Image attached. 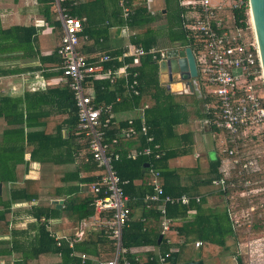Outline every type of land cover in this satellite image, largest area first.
<instances>
[{
    "label": "built area",
    "instance_id": "2783aa9c",
    "mask_svg": "<svg viewBox=\"0 0 264 264\" xmlns=\"http://www.w3.org/2000/svg\"><path fill=\"white\" fill-rule=\"evenodd\" d=\"M50 2L62 24L57 53L74 102L78 120L76 134L84 144L82 157L84 161L91 159L98 169L97 180L89 185L90 191L99 195L94 201L96 214L81 221L73 240L69 241L70 246L83 240L92 228H99L104 230L114 247L113 257L100 264H143L138 259H129V250L123 245V231L131 220V199L125 192L129 182L121 180L115 165L124 158L151 157L158 161L163 154L146 120L148 106L135 107L133 115L122 118L115 108L117 104L141 96L139 68L142 60L150 57L160 64L168 60L169 50L145 49L128 43L118 54L103 53L89 59L80 51L82 43L89 40L83 27L86 18L71 15L67 6L69 0ZM119 6L123 17L128 19L131 15L129 1L122 0ZM178 6L183 28L194 34L198 44V50H192L199 87L202 93L214 98L206 105L210 116L205 123L213 131L225 134L219 176L211 186L219 192L236 234L243 218L264 222V73L249 0H178ZM241 8L247 16L245 27H239L232 14ZM97 83H102L103 91L107 84L113 91L116 89L113 102L98 100ZM137 136L145 139V147L115 150L122 141ZM148 173L153 188L143 199L148 208L159 203L158 209L166 216L167 204L189 206L192 202L201 203L202 196L199 195H166L161 183V169L150 164ZM242 202L248 205L247 209L238 208ZM169 223V219L163 220L162 235L170 230ZM52 237L59 246L61 240L69 236L52 234ZM247 248L249 256L253 257V243L249 242ZM158 256L161 264H168L171 253Z\"/></svg>",
    "mask_w": 264,
    "mask_h": 264
},
{
    "label": "crops",
    "instance_id": "0c3cea01",
    "mask_svg": "<svg viewBox=\"0 0 264 264\" xmlns=\"http://www.w3.org/2000/svg\"><path fill=\"white\" fill-rule=\"evenodd\" d=\"M70 2L72 8L80 10L86 18L83 27L89 40L82 43L80 51L87 58L93 59L103 53L114 55L113 52H121L128 43L134 44L133 40L137 39L138 32L127 24L121 26L114 24L118 20L114 1L70 0ZM148 6L149 11L157 18V26H159L158 15L165 17L163 33L158 44L153 47L168 50L190 47L182 46L179 42L171 43L168 37L164 36L169 15L165 0H148ZM105 17L108 18L109 24L114 25L106 28ZM0 34H2L0 35V99H9L0 102V180H5V183L0 182L1 213L10 201L12 190L24 189L25 181H39L42 173L46 179L51 176L56 181L62 174L68 176L74 174L77 167L87 165L86 163L91 159L83 160L84 144L80 143L79 136L75 134V140L70 138V129L67 125L73 109L67 107L73 98L63 78L61 59L58 66L44 67L45 59L55 54L59 56L56 51L62 35V24L50 0H0ZM56 73L59 75L54 76ZM47 75L52 76L47 77ZM159 80L160 84L172 93L175 102L180 103L183 108L182 115L187 121L177 128L178 134H192V139L182 140L192 144V153L169 162L170 169L179 170L183 178L187 180L185 183L191 185L196 179L207 178L209 163L222 156L225 134L213 131L205 123L206 107L199 101L203 95L202 91L199 96L195 93H185L183 83L171 82L169 74L162 73L160 67ZM115 91L116 89L113 92ZM127 102L129 101L116 105L115 110L121 118L133 115L132 109L135 107H129ZM30 112L31 115L28 114ZM30 133H36L38 141L32 145V149L27 148ZM44 133L48 136L43 135ZM209 136L213 139L211 150L206 147ZM40 146L48 147L51 152V155L43 157V162L32 159L33 149L37 150ZM203 149H207V152ZM211 152L213 154L209 155ZM203 153L208 157L206 170H203L201 166L200 155L202 156ZM191 155L196 158L194 166L180 160ZM147 165L150 164L147 163ZM11 177H14V181L10 180ZM89 177L98 178V171L79 172V179L84 180ZM90 184L84 182L80 184V187L89 189ZM29 192L38 193L39 191L32 189ZM202 192L208 198L205 208L224 209V206L220 204L222 198L215 188L210 185ZM55 200L64 201L63 199ZM55 200H51V203L53 204ZM64 204L65 201L60 208L53 204L61 210L59 219L42 217L40 220L51 238H53L52 234L74 237L79 227L69 231L58 228L70 220L69 213L64 210ZM37 205L38 200H18L10 204V213L6 216L7 224L0 221V264H63L60 261L61 255L47 253L36 256L34 238L37 232L33 229L36 219L30 214ZM191 213L192 216L196 215L194 211ZM43 219L50 224L48 225ZM6 227L7 232H5ZM85 239L98 242L101 251H107L110 248L105 233L86 232L83 240ZM48 246L47 250L52 251ZM195 248L198 249L197 246ZM208 262L211 263L212 260Z\"/></svg>",
    "mask_w": 264,
    "mask_h": 264
},
{
    "label": "trees",
    "instance_id": "16d2710c",
    "mask_svg": "<svg viewBox=\"0 0 264 264\" xmlns=\"http://www.w3.org/2000/svg\"><path fill=\"white\" fill-rule=\"evenodd\" d=\"M112 1L116 4V16L118 18L114 24L119 26L127 24L131 29L138 32L137 39L133 40L134 44L140 45L145 49L152 48L158 44L163 29L156 25L157 18L149 11L148 0H128L131 7V15L128 19H124L122 9L119 6V2L122 0ZM172 2H174V6H171ZM165 3L168 9L177 11V21L173 19L172 15H168V27L164 32V36L168 37L171 43L179 42L182 46H190L193 50L197 51L198 44L194 38V34L183 28L178 0H165ZM67 5L71 15L80 18L85 17L80 10L72 8L70 0ZM232 14L239 27L246 26L247 16L244 8L234 10ZM105 18L106 28L114 25L112 23L109 24L108 18ZM85 32L90 34L88 31ZM0 35L2 36V34ZM118 53L117 51L113 52V54ZM59 64L60 57H57L56 54L44 61V67L46 68H53ZM139 71L141 96L127 103L129 107H149L146 111V120L152 135L160 145L163 155L158 161H155L151 157H141L137 160L124 158L115 165L121 180L129 182L125 186V192L131 199V220L123 231V245L129 250L127 257L131 260L138 259L143 264H161L158 255L164 256L167 253H171L170 258L167 260L168 264H186L194 260L208 261L219 259L229 252L228 242L231 239H236V234L233 232L225 208L219 210L205 208L208 198L201 191V188L209 187L212 181L219 176L218 171L222 156L209 163L207 178L193 179L195 181L191 185L185 183L187 180L183 178L179 170L170 169V160L192 153V144H189V141L182 142V140L192 139V134H178L177 132V128L187 120L182 115L183 108L181 104L175 102L172 93L160 84L158 64L152 61L150 57H146L142 60ZM56 75H59V73H56L54 76ZM50 76L47 75V77ZM95 86L98 100L108 103L115 100L116 91L113 92L109 86H107V92L101 89L102 83H97ZM5 100L9 99H0V102ZM199 101L206 107V105L214 101V98L203 93ZM67 108L73 109L70 112V120L67 126L70 129V138L72 137L75 140L74 136L77 133L78 120L73 101L68 103ZM28 114L31 115V112ZM209 116V112L205 109L204 117L208 118ZM111 134H115V132ZM43 135L48 136L47 133ZM35 142H38L36 133H30L28 135L27 148L32 149V145ZM146 145L145 139L137 136L132 140L122 141L115 150L141 149ZM36 154L38 155L36 156ZM48 155H51L48 147L40 146L37 150L33 149L32 159L43 162V157H47ZM147 163L161 169V183L166 195L171 197H179L184 194L199 195L202 196L201 203L192 202L189 206L167 204L166 216L162 215L158 209L159 203H153L148 208L144 204L143 199L147 194L152 193L153 188L150 186L149 167H146ZM86 164L88 166L77 167L74 174L70 176L62 174V176L58 177L59 180L56 181L51 176L49 179H46V176L42 173L39 181H25L26 186L24 189L12 190L10 193V201L0 213V221L5 222V224H7L6 216L10 213L9 207L12 202L18 200H38V205L34 207L30 214L36 219V222L33 224V229L37 232L34 238L36 256L47 253L61 255L60 261L63 264H100L102 261L113 257L114 247L112 242H109L110 248L107 251H101L98 242L93 239L74 242L71 247L69 241L73 240L74 237L69 236L68 239L61 240L58 246L57 242L51 238L45 225L40 223L42 217H46L47 219L60 218L61 210H58L51 203V200L55 199H63L65 201L64 210L70 216L68 223L58 226L60 230H74L80 225L82 220L96 214L94 201L99 195L92 193L89 189H82L80 184L84 182L92 183L97 180V177L81 180L79 179V172L84 170L96 172L98 169L92 160ZM10 180L14 181V177H11ZM0 182L5 183V180H0ZM32 189H38L39 192L30 193L29 191ZM43 196L45 200H43ZM193 211L196 212L195 216H192L191 212ZM165 218L170 220V230L162 235V222ZM253 229H264V222L257 221L253 224ZM7 231L6 227L5 232ZM89 232L105 233L103 229L99 228H92ZM160 237H162V241L158 243ZM197 243H200L198 256L196 259L189 258L187 250L195 248ZM47 246L52 251H48ZM83 255L86 256L85 259L82 258ZM236 264H244L240 256L236 257Z\"/></svg>",
    "mask_w": 264,
    "mask_h": 264
},
{
    "label": "water",
    "instance_id": "95a60500",
    "mask_svg": "<svg viewBox=\"0 0 264 264\" xmlns=\"http://www.w3.org/2000/svg\"><path fill=\"white\" fill-rule=\"evenodd\" d=\"M251 17L255 28L260 52L261 65L264 73V0H249ZM162 73H168L171 82H181L185 86V93H195L201 95L199 87L198 69L195 55L191 47L184 49H171L168 51V60L159 64ZM170 89V86H168ZM149 165H147L148 167ZM1 193V185H0ZM64 201L55 200L58 208L63 205ZM162 241L159 238L158 243ZM186 264H204L203 260H194Z\"/></svg>",
    "mask_w": 264,
    "mask_h": 264
},
{
    "label": "rangeland",
    "instance_id": "374dc122",
    "mask_svg": "<svg viewBox=\"0 0 264 264\" xmlns=\"http://www.w3.org/2000/svg\"><path fill=\"white\" fill-rule=\"evenodd\" d=\"M163 1V0H162ZM171 6H174V2L171 3ZM169 14L173 16V19L175 21H177L176 15H177V11L176 10H172L169 9ZM158 22L157 24L159 26H163L164 24V20L165 17L158 15ZM213 145V139L212 137H208L207 138V142H206V147L208 149H210ZM211 150V149H210ZM203 151L207 152V149H203ZM213 153L211 152L209 155H212ZM200 158L202 159V168L203 170L207 169V164H208V157L205 155V153L202 154V156L200 155ZM183 162H186L185 164L187 165H191L194 166L196 165V158L194 157V155L185 157L180 159ZM201 191H205V188H201ZM220 204L222 206H224V202L221 201ZM256 204V202L254 203ZM247 204L243 203L240 204L238 206V208L244 210L247 209ZM260 210H262V208H260ZM258 215V214H257ZM257 222V220L254 221H248L246 219H241L240 220V228L238 230V232H236V239H231L228 242L229 245V252L224 254L221 258L216 259V260H212V264L214 263H218V264H235L236 260H235V256H240L243 261L244 264H249L250 260L253 261V264H264V229L259 230V229H253V224H255ZM258 240H262V244H260L261 242H258ZM253 243L254 245V249H253V253L255 254L253 257H250L248 254V248L247 245L248 243ZM254 242H258L254 243ZM187 253L189 255V258H193L196 259V257L198 256V249L195 248H191L187 250ZM263 254V255H261ZM210 262L206 261L205 264H211Z\"/></svg>",
    "mask_w": 264,
    "mask_h": 264
}]
</instances>
